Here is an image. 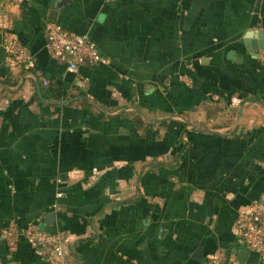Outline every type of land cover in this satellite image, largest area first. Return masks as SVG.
I'll list each match as a JSON object with an SVG mask.
<instances>
[{"label":"crops","instance_id":"0c3cea01","mask_svg":"<svg viewBox=\"0 0 264 264\" xmlns=\"http://www.w3.org/2000/svg\"><path fill=\"white\" fill-rule=\"evenodd\" d=\"M50 19L86 32L107 61L68 71L45 49ZM259 31L264 0L1 8L0 229L38 218L66 239L55 260L0 238V264H248L233 223L241 208L264 210ZM10 36L32 68L12 61ZM43 79L65 97H41Z\"/></svg>","mask_w":264,"mask_h":264},{"label":"built area","instance_id":"2783aa9c","mask_svg":"<svg viewBox=\"0 0 264 264\" xmlns=\"http://www.w3.org/2000/svg\"><path fill=\"white\" fill-rule=\"evenodd\" d=\"M21 1L0 0V9L9 3L19 4ZM44 46L51 57L62 59L70 72L77 71L81 64L92 65L107 61L86 32L69 30L51 19L45 23ZM4 48L16 65L25 69L34 66L31 53L15 37H8ZM256 56L264 66V46L258 47ZM42 82L45 83V80ZM60 180L59 176L55 177V182ZM60 194V191L55 192L56 196ZM38 224V218L28 220L24 225L9 220L0 229V238L10 250L16 248L19 239H25L40 255L62 260L65 253V231L56 229L48 232L40 229ZM233 232L253 256L248 264H264V210L253 205L239 209L234 219Z\"/></svg>","mask_w":264,"mask_h":264},{"label":"trees","instance_id":"16d2710c","mask_svg":"<svg viewBox=\"0 0 264 264\" xmlns=\"http://www.w3.org/2000/svg\"><path fill=\"white\" fill-rule=\"evenodd\" d=\"M7 82H8V80H7ZM40 94L42 95L41 97L48 98L51 100H58V99H63L65 97V89H64L63 85H61V84H56V83L48 82L47 80H45V83L40 88ZM133 119H135L134 120L135 122H141L142 121V119L139 115H136L135 118L133 117ZM173 121L182 124V126L184 125V122H182V121H178V120H173ZM181 131H182V128L180 127L178 133H181ZM251 259H252V256H250L249 260H251Z\"/></svg>","mask_w":264,"mask_h":264},{"label":"water","instance_id":"95a60500","mask_svg":"<svg viewBox=\"0 0 264 264\" xmlns=\"http://www.w3.org/2000/svg\"><path fill=\"white\" fill-rule=\"evenodd\" d=\"M257 37H259V39L256 41L255 44L252 43V48L253 49H256L257 47H260V46H264V35H263V32L262 31H259L257 33ZM47 101L49 102H58L57 100H50V99H47ZM39 228L40 229H43V224L42 223H39ZM246 255H247V251L244 250V249H239L237 250L236 252V258L239 262H244L245 258H246Z\"/></svg>","mask_w":264,"mask_h":264}]
</instances>
